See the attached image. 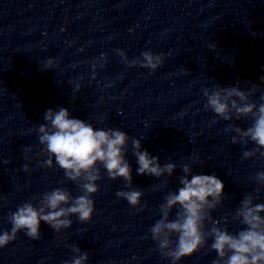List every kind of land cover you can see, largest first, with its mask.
<instances>
[{
  "label": "water",
  "instance_id": "obj_1",
  "mask_svg": "<svg viewBox=\"0 0 264 264\" xmlns=\"http://www.w3.org/2000/svg\"><path fill=\"white\" fill-rule=\"evenodd\" d=\"M116 49L130 60L145 49L165 57L152 71L124 64ZM48 60L52 67L45 69ZM261 77L264 0H0V228H10L8 213L36 193L56 186L79 193L59 167H41L45 157L37 155L34 125L44 122L49 107L65 106L96 126L121 128L161 163L171 159L178 165L154 189L158 179L137 174L129 150L133 185L143 190L146 207L137 211L117 197L125 182L102 169L90 221L73 216L72 226L59 233L41 222L39 239L20 231L0 248V264H63L74 255L73 244L88 252V264H168L149 226L160 216L164 194L176 188L184 163L224 181V201L212 215L227 216L229 230L237 231L242 225L231 215L255 187L250 177L264 169V157L244 159L245 147L253 144L233 143L224 130L230 123L247 127L251 118H215L203 107L202 88L254 87L251 98L258 100ZM258 198L264 200V190ZM215 255L201 249L181 264H211Z\"/></svg>",
  "mask_w": 264,
  "mask_h": 264
},
{
  "label": "clouds",
  "instance_id": "obj_2",
  "mask_svg": "<svg viewBox=\"0 0 264 264\" xmlns=\"http://www.w3.org/2000/svg\"><path fill=\"white\" fill-rule=\"evenodd\" d=\"M209 46L216 47L213 42ZM116 52L124 64L141 65L152 71L163 63L165 57V53L145 49L130 60L124 50L116 49ZM51 63L48 60L42 67L51 68ZM79 88L77 83L75 89ZM254 92V87L241 89L237 84L221 86L218 83L211 88H202L203 107L210 109L215 118L225 121L251 118L247 127L230 123L224 129L232 133L233 143L253 144L251 149L245 147L244 159L264 157V93L254 100L251 98ZM43 120L34 125L41 146L37 155L45 157L41 167H59L67 180L77 184L79 193L73 195L68 188L56 186L18 204L7 215L10 228H0V248L15 240L20 231L32 239H39L41 222L59 233L72 226L73 216L82 223L90 221L96 210L94 194L99 190L102 169L110 179L122 178L125 182V187L116 190L117 197L126 199L137 211L146 207L141 202L143 190L133 185L129 150L136 158L135 172L158 179L159 183L152 186L154 189L167 183L178 167L171 159L161 163L159 156L142 146L140 138L130 137L118 127L96 126L90 120L73 116L65 106L47 108ZM30 150V145L23 149L25 153ZM192 158L198 159L195 154ZM27 159L31 160V157ZM180 167L182 174L176 188L164 194L158 205L160 216L149 226L160 255L168 264H181L186 257L201 249H210L216 253L211 264H264V200L258 198L264 190V169L250 177L255 181V187L243 195L231 215L242 227L231 231L227 216L214 218L212 215L224 201V181L215 172L194 171L190 163ZM23 169L31 171L28 163ZM33 200L37 202L33 203ZM71 248L74 255L63 264H88L87 251L77 244Z\"/></svg>",
  "mask_w": 264,
  "mask_h": 264
}]
</instances>
